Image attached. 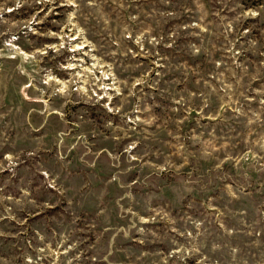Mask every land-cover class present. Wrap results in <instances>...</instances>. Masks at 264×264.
Wrapping results in <instances>:
<instances>
[{
  "label": "rangeland",
  "instance_id": "obj_1",
  "mask_svg": "<svg viewBox=\"0 0 264 264\" xmlns=\"http://www.w3.org/2000/svg\"><path fill=\"white\" fill-rule=\"evenodd\" d=\"M0 264H264V0H0Z\"/></svg>",
  "mask_w": 264,
  "mask_h": 264
}]
</instances>
